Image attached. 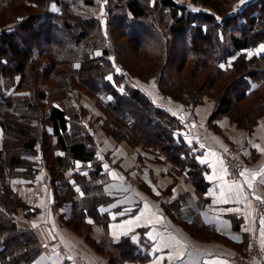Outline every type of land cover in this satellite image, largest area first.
Listing matches in <instances>:
<instances>
[{
	"label": "trees",
	"instance_id": "obj_1",
	"mask_svg": "<svg viewBox=\"0 0 264 264\" xmlns=\"http://www.w3.org/2000/svg\"><path fill=\"white\" fill-rule=\"evenodd\" d=\"M100 2L105 34L102 18L93 8ZM194 2V7L200 3L211 10H191L179 0H44L39 4L0 0V7L7 6L6 10L0 8V128L4 135L0 155L3 151L7 155L6 166L0 163L1 181L15 176L31 184L40 173L38 156L52 150L54 165L47 160L46 164L55 205L69 206V212L64 213L68 218L87 226L86 220L92 219L106 230L112 199L103 189L108 180L96 158L93 138L73 111L75 107L70 108L74 112L70 115L62 104L54 103L64 92L76 88L90 92L99 107L112 114L115 120H110V125L121 132L122 139L157 150V156L163 153L192 181L197 192L204 194L208 188L204 168L194 161L190 146L175 136L182 128L180 119L155 106L140 89L126 84L129 70L112 46L114 24L120 35L142 52L160 53L165 49L161 47L164 33L169 40L175 37L183 48L178 70L187 68L195 74L204 69L206 78L197 82L190 75L171 85L160 79L157 87L161 93L187 107L195 106L201 102L197 93L216 83L220 94L210 121L226 116L239 128L251 131L264 114V49L251 57L247 51L264 46V0H248L241 10L225 15L231 0ZM61 31H72L65 44L54 40V33ZM144 65L145 77L150 79L153 74L146 62ZM164 67L159 66L158 73L165 74ZM36 76H41L46 90L33 94ZM60 150L65 155H55ZM76 160L82 163L80 170L90 167V172L68 176ZM2 191L0 264H33L42 250L40 243L26 224L14 219L17 208H30L16 194L12 198L5 186ZM89 243L109 264L145 261L140 255L144 248L133 246L129 237L113 243L106 234L102 240Z\"/></svg>",
	"mask_w": 264,
	"mask_h": 264
},
{
	"label": "crops",
	"instance_id": "obj_2",
	"mask_svg": "<svg viewBox=\"0 0 264 264\" xmlns=\"http://www.w3.org/2000/svg\"><path fill=\"white\" fill-rule=\"evenodd\" d=\"M263 49L259 44L247 56H258ZM148 85L136 88L180 119L182 128L175 136L190 146L194 161L204 168L208 188L200 195L192 181L162 155L160 162L147 160L139 169L137 154L128 146L90 131L94 143L99 142L96 158L107 175L103 189L113 195L106 230L87 219L91 233L98 241L107 234L113 243L129 237L133 246L144 248L140 254L144 262L123 264H234L230 256L245 250L251 239L263 238L258 210L264 198V118L253 131L236 128L226 116L210 121L216 106L213 100L187 107L162 95L155 83L154 88ZM3 136L0 128V150ZM237 148L247 167L239 179L229 181L224 155ZM55 155L65 153L60 150ZM39 163L40 173L31 184L15 176L0 179V195L5 186L12 198L16 194L30 208H17L14 219L26 224L40 243L42 250L33 264H52L54 258L58 259L54 264H108L107 258L62 225L66 210L55 205L47 169ZM81 166L76 160L68 176L90 172V167L84 171Z\"/></svg>",
	"mask_w": 264,
	"mask_h": 264
},
{
	"label": "rangeland",
	"instance_id": "obj_3",
	"mask_svg": "<svg viewBox=\"0 0 264 264\" xmlns=\"http://www.w3.org/2000/svg\"><path fill=\"white\" fill-rule=\"evenodd\" d=\"M1 1H3V0H1ZM31 1H35L39 4V3L43 2L44 0H31ZM179 1L181 3L186 4L191 10H197V9L199 10L200 7L206 9L207 11L211 10L208 6L204 7L200 3L198 4V7H194L192 5V2H193V4L197 5V3L194 2V0H179ZM247 1L248 0H231V3L228 5V10L224 12V15L228 14L230 12H235L237 10H241L242 8H244L246 6ZM0 8H2L3 10H6L7 6L6 7H0ZM93 8L98 10L97 11V17L102 18L101 21H102V27H103V31H104L105 30L104 24H105L106 20H105V17L102 16L103 5L101 3L100 5H98V7H93ZM211 13L214 14V12H212V11H211ZM5 19L7 20V18H5ZM11 25L12 24H10V26ZM105 32L106 31H104L103 34H105ZM71 34H72V31L71 32H65V33L62 32L59 34L54 33V35L56 36L54 38V40L56 42L58 41V42L65 44L66 36L67 35L69 36ZM112 39H113V45L112 46L114 47L115 52H118L117 54L119 55L118 59L122 61L123 65L127 69V71L129 70L127 72V74H128L127 81H125L129 87L131 86V87H140L141 88L144 84H151V85H148L147 87H153V83H155L156 87H157L160 79L164 80V81L168 80L170 85H171V84L177 82L178 80L181 81L182 77L183 78L189 77L190 75H191L190 78H193V80H195L197 82L203 78H206V74H205L206 70H204V69H202L201 72L198 71V73H195V74L194 73L190 74L187 71V68H184L183 71L178 70V63L182 60L181 56L183 55V48H182L181 42L179 40H177L175 37H173L172 40H169V38L164 33V35H163L164 42L162 40V46L161 47H164L165 48L164 50L166 52L164 50H161L160 53L155 52V51H151V50H144L142 52L138 47H135V49H134L135 45H130L129 41H127V39L123 38L120 35V31L118 30L117 25H115V24L113 26ZM166 46H167V48H166ZM132 51H133V54L130 55L129 52H132ZM143 54H147L148 59H143V57L145 56ZM144 62H146L148 64V67H149L148 71L153 74L152 76H150V79L145 77L147 73H144V72L147 70L144 69V67H146V65H144ZM187 63H190V60H188L186 62V64ZM159 66H162V67L165 66L163 69L165 74L158 73L159 72V69H158ZM116 67H117V69H119L118 66H116ZM141 76L143 78H140ZM221 80H217V81L221 82ZM225 80H227V82H228V80H230V78L225 79ZM32 82L34 85H36L34 87L35 92H33V94H36L37 90L38 91L46 90L45 85H43L44 82H43V79H41V76H36V79L33 80ZM199 83H200L199 84V86H200L202 81ZM24 86H27V83H25ZM211 86L212 87H209V89L208 88L202 89L201 92L197 93V98L201 101L199 103L200 105H202L203 102H205V101L211 102V100H213L216 104L215 100H216V96L218 94H220V88H218L216 83L211 85ZM157 89H158V91H160V89L158 87H157ZM160 93H161V91H160ZM165 97H167V96H165ZM60 98L61 99H59V100H55L54 103L55 104H62L66 110L70 111V113H69L70 115H74V112H76L78 115H80V119L83 120L82 123H86V126H85L86 129L89 128L88 132L92 131L94 134L100 135V137L111 138L115 143H121L125 146H128L131 150H133V152L137 154V158H136L137 161L136 162L138 163L139 169L143 168L146 165L145 163L147 160L148 161L150 160L152 162H154V161L160 162V160L158 159V156L162 155L164 157L163 153H160L157 156L155 154V152H157V150H155V152L154 151L152 152L149 148L143 147L142 143L130 144L128 141L122 139L120 137V136H122L120 134L121 132L116 131L114 129L115 127L110 125V123H112L111 121H114L115 118L112 116V114L108 110H106V109L103 110L99 107V104L96 102V99L92 96V94L90 92H88V91L84 92V91H80V90H77L76 88H74L73 90H71L69 92H68V90H67V92H64ZM167 98H169V97H167ZM32 99H34V97H32ZM245 102L244 103L241 102L240 104L244 105ZM72 107H75V108H73L74 112L71 110ZM45 110H46L45 113H47L48 108H46ZM262 118H264V114L260 117L258 123L260 122V120ZM230 122H232V121L230 120ZM232 123L236 126V128H239L234 122H232ZM42 128L44 129L45 127H42ZM240 129H243V128H240ZM253 130L254 129H252L251 131H253ZM111 131H113V132H111ZM114 132H117V135ZM118 132H120V133H118ZM96 144H99V142L95 143V146H96ZM20 148L21 147L19 146L18 149H20ZM96 148H97V146H96ZM105 148L110 150V146H105ZM237 149H238L237 151H236V149H232L236 153V155H238V151H239V148H237ZM240 155H241V153H240ZM6 156L7 155H6L5 151H3V153L0 155V163H1L2 167L6 166V163H5ZM238 157H241L246 163V160L243 158V156L238 155ZM1 158H2V160H1ZM42 160H43V166H45V168L47 169V176H49L50 171L48 169V165L46 164V160L48 162H51L54 165V162L52 160V150L48 151L46 155H45V152L43 151L41 161ZM39 161H40V158H39ZM57 207H63V206L57 205ZM64 209L66 210V212H68L69 206L67 208H64ZM66 212H64V213H66ZM64 213L62 214V225L70 233H73L74 235L83 238V240L89 245V247H92V246H90V243H89L91 240L98 242V240H96L94 238L93 234L91 233L92 230H91L90 226L83 224L82 221L73 220L71 218H68V215L65 216ZM96 225L100 226L99 224H96ZM192 232L196 233V231L194 229L192 230ZM104 237L105 236H103L102 238H104ZM102 238L100 240H102ZM245 251H246V249H245ZM245 251L239 250L238 253L244 254V253H246ZM57 260L58 259H55V258L50 259V262H52V264H54V263H57ZM108 264H109V262H108Z\"/></svg>",
	"mask_w": 264,
	"mask_h": 264
},
{
	"label": "built area",
	"instance_id": "obj_4",
	"mask_svg": "<svg viewBox=\"0 0 264 264\" xmlns=\"http://www.w3.org/2000/svg\"><path fill=\"white\" fill-rule=\"evenodd\" d=\"M224 157L226 179L229 181L239 179L245 173L247 167L245 161L241 157H238L233 150L228 151ZM109 197L112 198L113 195H109ZM258 213H260L262 221L263 238L262 240L258 238L251 239L246 248V253L240 254L235 252V254L230 256L234 264H264V198L259 203Z\"/></svg>",
	"mask_w": 264,
	"mask_h": 264
}]
</instances>
